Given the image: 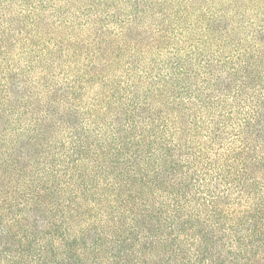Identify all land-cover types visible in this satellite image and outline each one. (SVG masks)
<instances>
[{
	"label": "trees",
	"instance_id": "trees-1",
	"mask_svg": "<svg viewBox=\"0 0 264 264\" xmlns=\"http://www.w3.org/2000/svg\"><path fill=\"white\" fill-rule=\"evenodd\" d=\"M0 264H264V0H0Z\"/></svg>",
	"mask_w": 264,
	"mask_h": 264
}]
</instances>
